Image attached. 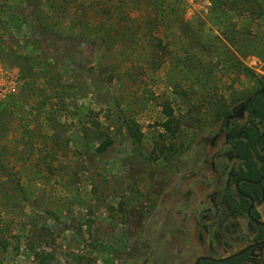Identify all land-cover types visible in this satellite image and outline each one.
I'll return each instance as SVG.
<instances>
[{
    "label": "rangeland",
    "instance_id": "obj_1",
    "mask_svg": "<svg viewBox=\"0 0 264 264\" xmlns=\"http://www.w3.org/2000/svg\"><path fill=\"white\" fill-rule=\"evenodd\" d=\"M55 2L42 3L50 18ZM82 3L93 22L112 16L125 27L128 16L130 32L73 43L67 58L58 53L66 66L39 41L34 0H0V264L45 254L49 264H176L181 234L165 220L179 215L167 203L179 201L186 173L213 178L214 154L237 165L227 137L258 122L236 111L264 80L262 9L257 0ZM212 193L201 189V200Z\"/></svg>",
    "mask_w": 264,
    "mask_h": 264
},
{
    "label": "flooded vegetation",
    "instance_id": "obj_2",
    "mask_svg": "<svg viewBox=\"0 0 264 264\" xmlns=\"http://www.w3.org/2000/svg\"><path fill=\"white\" fill-rule=\"evenodd\" d=\"M244 111H248L247 106ZM238 140L247 144V136L235 139L233 131L227 137L232 162L237 160V165L230 166L214 154L209 163L213 178L203 171L186 173L180 182L183 193L179 201L167 203V210H178L175 215H179L165 220L171 227L167 230L169 234L175 231L181 234L180 240L176 239L179 244L176 264H264V172L250 174L247 164L234 152ZM257 161L263 165L258 158ZM206 163L207 158L201 166ZM222 181L224 185L219 188ZM208 187L213 193L209 200L203 201L201 189Z\"/></svg>",
    "mask_w": 264,
    "mask_h": 264
},
{
    "label": "trees",
    "instance_id": "obj_3",
    "mask_svg": "<svg viewBox=\"0 0 264 264\" xmlns=\"http://www.w3.org/2000/svg\"><path fill=\"white\" fill-rule=\"evenodd\" d=\"M33 0H29V4H31ZM35 5L37 4L36 12L40 14H44L45 10L42 7V3L44 0H34ZM258 7L262 9V15L264 16V0H257ZM41 5V7H40ZM53 8V13L51 18L44 14V20H39L36 23L35 31L39 38L41 45L47 50L48 54L54 60H58L60 63L68 66L70 62L66 59H63L58 55L64 54L65 58L69 56L68 53L71 54V50L73 47V43H78L81 40L91 41L92 38H96L97 41H101L102 44H108L113 41H116L120 36L121 39L127 38L130 30L126 27V24H132L130 18L127 16V21H125V27H119V21L114 19L112 16L107 19L106 22L100 21L95 22L90 18V14L87 12L85 5L82 3V0H56ZM107 14L109 9L106 11ZM60 18L62 21L66 20L70 22L69 27L64 29L60 28L59 23H54L51 19ZM149 20V19H148ZM133 21V20H132ZM150 21H144L146 26H149ZM134 24V21H133ZM79 29V33H76V30ZM123 36H122V35ZM84 41H82V44ZM60 57V59H58ZM241 70L245 71L247 75L253 76L257 79V75L249 68V67H238ZM258 80V79H257ZM260 83V88L251 96V102L247 105V110L254 114L255 117L259 119V122L241 126L237 129L233 130V134L240 130L243 136H247V144L238 140L235 142L236 149L234 150L237 157H239L243 164H247V168H249V172L251 175L260 174V172H264V92H260L264 87V80H258ZM231 114L230 112L225 115L228 116ZM169 116H172V112H169ZM262 126V129L261 127ZM168 131H172L171 126H166ZM132 138L135 140V143L139 142L136 135L133 134ZM113 144L111 139H107L106 142L101 144L97 150L98 152L107 151ZM261 149V151L259 150ZM263 163L262 166L259 165V162ZM0 172L3 175L7 174L6 167L3 165L0 159ZM228 199V196L226 197ZM74 261H78V256L72 254ZM38 259L41 261L40 264H49V255L45 254Z\"/></svg>",
    "mask_w": 264,
    "mask_h": 264
},
{
    "label": "water",
    "instance_id": "obj_4",
    "mask_svg": "<svg viewBox=\"0 0 264 264\" xmlns=\"http://www.w3.org/2000/svg\"><path fill=\"white\" fill-rule=\"evenodd\" d=\"M260 92H264V87L261 89ZM251 101V98L248 99L247 103H245L244 105H242L237 111V114H240L241 112H243L246 109V106L248 105V103Z\"/></svg>",
    "mask_w": 264,
    "mask_h": 264
}]
</instances>
